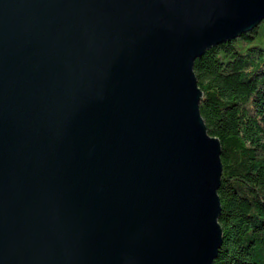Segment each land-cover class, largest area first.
Wrapping results in <instances>:
<instances>
[{
    "label": "water",
    "instance_id": "obj_1",
    "mask_svg": "<svg viewBox=\"0 0 264 264\" xmlns=\"http://www.w3.org/2000/svg\"><path fill=\"white\" fill-rule=\"evenodd\" d=\"M263 21L264 0H0V264H214L194 66Z\"/></svg>",
    "mask_w": 264,
    "mask_h": 264
},
{
    "label": "trees",
    "instance_id": "obj_2",
    "mask_svg": "<svg viewBox=\"0 0 264 264\" xmlns=\"http://www.w3.org/2000/svg\"><path fill=\"white\" fill-rule=\"evenodd\" d=\"M200 111L222 147L223 247L214 264H264V21L196 60Z\"/></svg>",
    "mask_w": 264,
    "mask_h": 264
},
{
    "label": "rangeland",
    "instance_id": "obj_3",
    "mask_svg": "<svg viewBox=\"0 0 264 264\" xmlns=\"http://www.w3.org/2000/svg\"><path fill=\"white\" fill-rule=\"evenodd\" d=\"M219 196V195H218ZM220 198V197H219Z\"/></svg>",
    "mask_w": 264,
    "mask_h": 264
}]
</instances>
